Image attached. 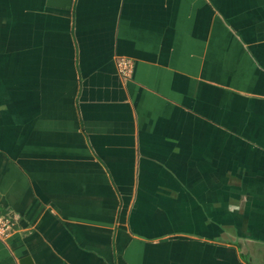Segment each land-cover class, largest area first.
Wrapping results in <instances>:
<instances>
[{
	"label": "crops",
	"instance_id": "0c3cea01",
	"mask_svg": "<svg viewBox=\"0 0 264 264\" xmlns=\"http://www.w3.org/2000/svg\"><path fill=\"white\" fill-rule=\"evenodd\" d=\"M0 213V264H264V0H0Z\"/></svg>",
	"mask_w": 264,
	"mask_h": 264
},
{
	"label": "built area",
	"instance_id": "2783aa9c",
	"mask_svg": "<svg viewBox=\"0 0 264 264\" xmlns=\"http://www.w3.org/2000/svg\"><path fill=\"white\" fill-rule=\"evenodd\" d=\"M128 66H130V63L124 61L122 65V71L124 73H126ZM15 226L16 222L10 215L0 213V237H6L13 232Z\"/></svg>",
	"mask_w": 264,
	"mask_h": 264
},
{
	"label": "water",
	"instance_id": "95a60500",
	"mask_svg": "<svg viewBox=\"0 0 264 264\" xmlns=\"http://www.w3.org/2000/svg\"><path fill=\"white\" fill-rule=\"evenodd\" d=\"M47 4L50 6H56L61 8H71L73 0H47ZM21 264H32L31 257L27 256L21 260Z\"/></svg>",
	"mask_w": 264,
	"mask_h": 264
}]
</instances>
